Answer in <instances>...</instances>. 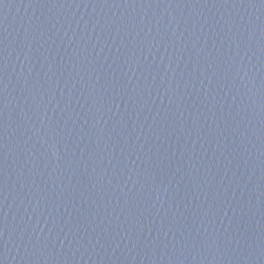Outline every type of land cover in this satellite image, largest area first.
Instances as JSON below:
<instances>
[{
	"label": "water",
	"instance_id": "obj_1",
	"mask_svg": "<svg viewBox=\"0 0 264 264\" xmlns=\"http://www.w3.org/2000/svg\"><path fill=\"white\" fill-rule=\"evenodd\" d=\"M0 264H264V0H0Z\"/></svg>",
	"mask_w": 264,
	"mask_h": 264
}]
</instances>
